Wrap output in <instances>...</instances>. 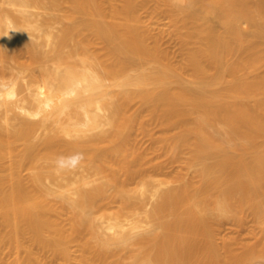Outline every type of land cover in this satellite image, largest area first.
I'll return each mask as SVG.
<instances>
[{
	"label": "bare ground",
	"instance_id": "obj_1",
	"mask_svg": "<svg viewBox=\"0 0 264 264\" xmlns=\"http://www.w3.org/2000/svg\"><path fill=\"white\" fill-rule=\"evenodd\" d=\"M32 7L62 10L65 27ZM161 17L168 33L150 25ZM0 63V264L69 261L74 245L79 264H264V0H0ZM173 162L179 184L154 178ZM70 165L99 177L45 184ZM249 216L254 240L220 238Z\"/></svg>",
	"mask_w": 264,
	"mask_h": 264
},
{
	"label": "rangeland",
	"instance_id": "obj_2",
	"mask_svg": "<svg viewBox=\"0 0 264 264\" xmlns=\"http://www.w3.org/2000/svg\"><path fill=\"white\" fill-rule=\"evenodd\" d=\"M197 6H199V5H197ZM197 6H195L194 8L195 9L196 8L199 9V7H197ZM31 10L38 14V18L40 19V21L41 20H45V19H50V21L53 22L52 29H53V31L55 33H59L61 31V29H63L65 27L66 23H67V21L65 19H64L65 21L62 20L61 16L63 14V11L60 10V9H48V8H45V7H32ZM54 11H56L57 14L53 13ZM53 15L57 19H54ZM142 16H143V18L147 19V21H149V19H148L149 17L147 15H144V12L142 13ZM209 16H207L206 19L208 18L207 20L210 21L214 25V27H216V29L218 28L217 30H219V31L222 30L223 31L224 28H223V25H221L222 23L219 21V19H217V18L216 19L215 18L211 19L210 18L211 16L210 17ZM51 18H53L54 20H52ZM203 18H205V16ZM215 20H218V21H215ZM204 21H206V20H204ZM150 25H151V27H153V29H155V31H159V32L163 31L165 33H168L169 31H171V30H169L170 29V21H169L168 18L161 17L158 20L155 19V22L154 23H150ZM244 26L246 27V25H244ZM166 29H168L169 31L166 30ZM28 31L31 32L32 30H28ZM168 36H171V35L168 34ZM168 36L167 37L165 36V37L168 38ZM165 37H164V40L165 41L166 40L169 41L170 37H169V39H166ZM31 38L33 39V42L42 43V45H40V47L42 49H45V50H49L50 49V46L43 45V43H44V37L43 36L42 37L34 36V37H31ZM170 41L168 43L166 42L167 45H165V46H168L169 48L168 47L167 48L174 52V56H175L174 58H179L180 54L177 51V47L178 46L175 44L176 42L174 43L173 41L172 42H170ZM73 43H74V41H72V43L69 46L64 48V51L66 53L70 51L71 45ZM17 49L19 50L18 51L19 53L21 51V56L23 57V59L27 60L28 55H29V53H28V50H29L28 45L22 44ZM175 51H176L177 55H175L176 54ZM178 54H179V56H178ZM75 58H78V57H76V56L69 57L68 60L72 62V61H75ZM48 63L51 65L52 61H49ZM0 65H1V63H0ZM5 72L8 73L6 75V77H5V78H7V80L9 79L8 77H10L12 79L16 74H18L17 73L18 72L17 69H14L12 67H11V69L10 68H6ZM41 72H42V68L41 67H35L34 70H33V74L35 73L34 75H37V76L39 74H41ZM9 73H11L12 75L11 74L9 75ZM27 73L28 74L26 75V79L25 80H28V79L31 78L29 76L30 75L29 70L27 71ZM25 74H26V72H25ZM117 89L118 88H116V90ZM141 108H143L142 104L140 102H138V101H135L134 103H132V105L130 107V111H134V110L141 109ZM5 125H7V123H5ZM149 128H150L151 133L153 134L154 137H157V136L160 135L161 128L159 127V125L155 121H150ZM41 131L42 130L39 131L40 134H41ZM39 133H37V134L39 135ZM134 133L136 134L138 145L141 148H147V147L151 146V144L153 142V138L150 135L142 133V131L140 129L134 130ZM42 134H43V131H42ZM38 135H37V137L41 136V135H39V136ZM157 153L158 152H155L154 154L151 153V155H153V156L150 159H149V157H151V156L149 154L148 159H149V161L152 160L151 163L152 162L154 163L156 161H162L164 159L163 155L160 156V154L158 153L159 154L158 155ZM85 169L86 168H80V167H77V166L75 167V166L70 165V170H67V172H66V170L65 171H63V170L56 171L54 176H50V177L46 176L44 181H45L46 185H49L51 188L58 189L60 191L61 189L58 187V183L59 182L66 183V180L63 179L62 176H64L65 178L74 177V173L75 172H77V171L81 172L82 171L83 174L85 173L84 175L90 176L91 178L99 177V175L92 174L93 173L92 171H91V173H89L90 170H92V169H88V168H87V170H85ZM164 169L165 170L162 171L164 173V175L161 174V172H160V175L157 174V176H154V178H156V179H167V180L170 181L169 185H171V186L179 184V181L175 177L176 172L179 169L178 168V164L175 163V162L168 163L167 166ZM83 170H84V172H83ZM181 171H182V174L184 176V180H189V179L193 178V176H194V169H187L186 167H183V169ZM46 174H48V173L46 172ZM107 178H108L107 176H103L100 179L96 180L95 183H98V182L103 181V180L105 181V180H107ZM129 187L134 189V190H136V193L140 195V189H141V185L140 184H137V183L134 182ZM58 193L59 192H57L55 194H52V195H49V198H51L54 201H57V202L63 204L64 206H66V213H67L66 215H69L70 213L73 212V208L71 207V205L69 204L68 201H66L62 197L58 196L57 195ZM141 197L145 198L146 202L149 201V203L147 202L148 204L145 202V204H146L145 206L147 208L149 206L150 207L152 206L151 202L153 201L152 200L153 198H148V197H150V192L149 191L144 196L141 195ZM112 205H113L114 209H116L118 207V205H119V202L116 201ZM101 214H103V212L97 213V215H101ZM141 216H142V214H141ZM142 217H144V216H142ZM258 229H259V225H258V223L255 221V219L252 216L247 217L242 225H238L235 222V220L229 219V220H226V221H222V225H220V227H219V236H220V238L229 237V238H239V239H241L243 241H252V240H254L255 234L258 232ZM236 246L238 248L240 247V245H236ZM43 252L40 253L42 255V258H44L42 260H43V262H45L47 264H79L80 263L77 260L78 250H77L75 245L72 248V254H73V257H76V258L71 259L69 261H66L65 259H58V258H56L54 256L52 257V255H50L49 254L50 252H48V251H45L44 253ZM6 255L10 256V253H6Z\"/></svg>",
	"mask_w": 264,
	"mask_h": 264
}]
</instances>
